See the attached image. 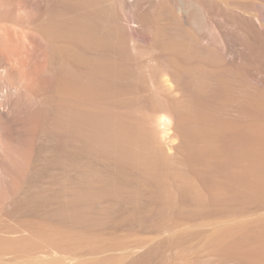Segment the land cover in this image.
<instances>
[{
    "label": "rangeland",
    "instance_id": "rangeland-1",
    "mask_svg": "<svg viewBox=\"0 0 264 264\" xmlns=\"http://www.w3.org/2000/svg\"><path fill=\"white\" fill-rule=\"evenodd\" d=\"M53 11L58 21L71 14L49 0H0L11 38L7 49L0 41V264H264V170L237 161V132L250 121L242 101L264 99V63L237 52L207 62L201 68L223 88L201 100L154 42L128 40L142 78L78 108L153 133L169 160L162 197L145 168L121 169L114 155L89 150L87 135L60 126L75 101L42 29ZM178 107L204 114L210 133L195 143Z\"/></svg>",
    "mask_w": 264,
    "mask_h": 264
},
{
    "label": "bare ground",
    "instance_id": "bare-ground-1",
    "mask_svg": "<svg viewBox=\"0 0 264 264\" xmlns=\"http://www.w3.org/2000/svg\"><path fill=\"white\" fill-rule=\"evenodd\" d=\"M49 1L58 11L71 13L60 12L63 18L58 21L53 11L42 26L52 42V58L59 61L62 89L75 101L60 126L75 136L87 135L88 149L114 155L121 169L127 162L145 168L157 183L160 195L166 197L163 168L169 165V160L161 155L153 133L145 131L140 123H125L118 115L78 107L86 101L110 97L123 90L128 81L142 78L138 77L143 76L141 72L137 74L138 70L128 62L129 39L133 43L151 40L156 50L165 52L168 67H176V78L192 97L216 98L223 84L217 76L201 68L204 64L234 52L255 56L264 63V0ZM9 33L8 26L0 23V41L6 49L11 47ZM58 39L72 45H59ZM157 103L165 108L167 102L157 98ZM242 105L250 121L237 132V161L249 157L250 164L264 170V122H261L264 99L246 95ZM181 108L178 111L183 129L195 143L210 133L212 126L209 128L200 121L204 114L181 112ZM161 119V125H165L168 119L165 116ZM95 175L94 170H88V177Z\"/></svg>",
    "mask_w": 264,
    "mask_h": 264
}]
</instances>
